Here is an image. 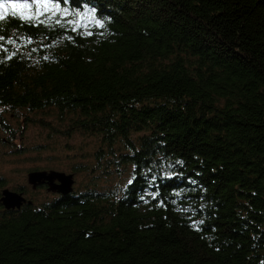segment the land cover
<instances>
[{
	"label": "trees",
	"instance_id": "16d2710c",
	"mask_svg": "<svg viewBox=\"0 0 264 264\" xmlns=\"http://www.w3.org/2000/svg\"><path fill=\"white\" fill-rule=\"evenodd\" d=\"M35 12L0 8V131L54 116L127 174L0 203V264H264V0H50L43 23L21 18Z\"/></svg>",
	"mask_w": 264,
	"mask_h": 264
},
{
	"label": "rangeland",
	"instance_id": "374dc122",
	"mask_svg": "<svg viewBox=\"0 0 264 264\" xmlns=\"http://www.w3.org/2000/svg\"><path fill=\"white\" fill-rule=\"evenodd\" d=\"M5 117L13 128L12 141L0 131V178L7 188L18 190L16 187L22 185L29 190L26 176L33 170L53 169L72 173L73 189H84L90 181L98 189H104L121 182L127 174L126 167L121 168L119 175L114 167L103 169L95 166L93 149L98 140L95 135L78 131L66 134L64 126L54 116H30L32 120L28 122L21 116H18L20 119L9 115ZM94 175L98 177L93 178ZM22 194L26 199L36 201L52 197L45 189L36 190L30 196L25 192Z\"/></svg>",
	"mask_w": 264,
	"mask_h": 264
},
{
	"label": "water",
	"instance_id": "95a60500",
	"mask_svg": "<svg viewBox=\"0 0 264 264\" xmlns=\"http://www.w3.org/2000/svg\"><path fill=\"white\" fill-rule=\"evenodd\" d=\"M26 180L32 189L45 184L47 191L61 195H66L73 190V174L63 171L33 170L27 173ZM25 201L26 198L19 191L7 187L1 190L0 203L6 209L19 208Z\"/></svg>",
	"mask_w": 264,
	"mask_h": 264
},
{
	"label": "snow or ice",
	"instance_id": "6c2138e0",
	"mask_svg": "<svg viewBox=\"0 0 264 264\" xmlns=\"http://www.w3.org/2000/svg\"><path fill=\"white\" fill-rule=\"evenodd\" d=\"M49 2H50V0H30V2H29V0H24L23 3H11L10 2L7 5L5 3H3V2H0V8H4L5 10H7L8 7H11L12 9H17V8H28V9H31L33 6H35L36 7V12L34 14H32V15H23V14H21V18L24 19V20H26V21H33V20H35L38 23H43L42 20H39V17L41 15H44L45 13L48 12V3ZM60 2L67 3V0H60ZM55 8L56 9H59V3H56L55 4ZM41 9H43V11ZM62 11L65 12V13H67V9H63ZM90 11H92L93 14L95 12L94 9H92ZM11 14L13 16H15L17 13L15 11H13ZM53 14H55V13H53ZM3 18H4V13H0V19H3ZM51 18H52L51 16H48V19L49 20H51ZM56 23L57 24H60L61 23V20L60 19H57L56 20ZM67 23L70 24V25H73L74 24L77 27L79 26V21L68 20ZM95 23L98 26L103 27V24H102V22L100 20H96ZM72 30L75 31L76 30V27H73ZM87 35H92V33L91 32H88ZM0 39H3V38L0 37ZM9 42L11 43L12 41H9ZM12 55H15V53H12ZM9 59H11V56L9 57ZM132 182L133 181L131 179L128 181L129 184H131ZM198 223L202 224L203 221H199ZM196 225H197V222L194 221L193 222V226L195 227Z\"/></svg>",
	"mask_w": 264,
	"mask_h": 264
},
{
	"label": "flooded vegetation",
	"instance_id": "af4514ba",
	"mask_svg": "<svg viewBox=\"0 0 264 264\" xmlns=\"http://www.w3.org/2000/svg\"><path fill=\"white\" fill-rule=\"evenodd\" d=\"M46 185L45 184H43V185H40V186H38L37 188H36V190H40V189H45L46 190ZM20 192V191H19ZM23 193V192H22Z\"/></svg>",
	"mask_w": 264,
	"mask_h": 264
}]
</instances>
